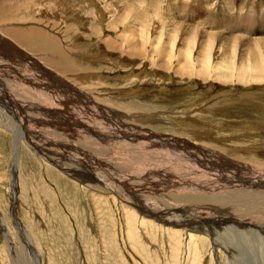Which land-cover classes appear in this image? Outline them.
Returning <instances> with one entry per match:
<instances>
[{"label": "rangeland", "instance_id": "374dc122", "mask_svg": "<svg viewBox=\"0 0 264 264\" xmlns=\"http://www.w3.org/2000/svg\"><path fill=\"white\" fill-rule=\"evenodd\" d=\"M5 1L8 3H12L13 1H15V3L24 2V0ZM72 1L55 0V2H57L55 6L52 0H36L33 2L34 5H37L36 8L32 6L30 9L24 10L23 19L26 21L24 25H33V22L30 21L33 19L34 21L39 20L40 22H44L51 21L56 17H64L65 21L70 22L67 17L70 18V15L73 14L71 11L73 10ZM140 1H142V4H140L142 10L146 9L144 10L146 12H150L151 10L154 12L157 11V16L160 15L159 17L165 19V23H159L158 20H155V23L156 26L167 24V27H161L162 30L160 31L164 33L160 37V40L163 38V42L174 44V50L176 52L172 54L175 55L181 54L180 52L184 47L185 52L187 51V47L184 44V37H186V34H182V31H180L177 38H172L173 34L168 38L167 33L171 30L180 29L186 32L192 28H194L192 30H197L196 32L199 33L196 37L198 42L192 43L188 48L189 53H187L193 58H196L198 54H200V50H204L205 46L203 44L207 41L209 42L207 37L209 35L211 37L212 33H216L217 42H219V44L222 43V46L219 47V44L217 47L214 46L215 50L213 54L216 61L213 66L218 63L220 58H228V55H230L231 58L234 57L237 60L236 65L240 66L241 61L239 63V60H242L241 57L245 54L247 47L251 49L257 39H264V25H261L260 21L257 20V24L251 27L243 20L236 21L235 19L237 16L243 19L244 16L248 17V14L255 13L254 15L256 18L261 21L264 20V0ZM91 2L90 0H84L82 6H77L75 8L73 15V19L77 22V25L79 24V27L81 25V29L77 27L79 28L78 32L81 35L84 34V36L76 35V42L79 43L78 46H86L87 53L91 55L86 56L82 49H77L74 52L76 55L61 60L63 61L61 67L75 72L76 78L79 79V82L77 81L76 83L71 81L66 82L75 85V87L83 83V85H80L81 88L79 86H77V88L83 90L86 97H88L82 96L84 100H81V103L70 104L68 106L64 102L66 97L70 95L79 96V93L71 88L66 90L65 93L63 92V94L60 92V96L58 95L55 98L57 102L49 103L52 105L47 104V102H45L46 105H41L44 109L36 104L27 106L20 103L10 104L6 101L7 107L11 108L18 118L17 126L25 130L27 140L32 147H39L33 137L36 139L38 134L45 133L37 130L36 127L38 125V127H43L46 125L47 121H50L51 127H58L59 130L64 127H79L88 129L89 131L106 132L114 135L121 141L130 138L131 141L139 144L141 141L145 142L147 140L151 143H163L164 141L174 144L181 143V141L191 143L192 146H186L184 144L175 146L171 144V149L177 153L179 157L188 159L193 168L199 171L206 170L209 174L214 175L218 179L224 176L217 171V167L214 165L213 160H222V155L218 151H211L204 147L224 151L228 153V155H234V157H238L241 161L247 162L252 166L254 165L253 167L256 166L258 169L260 167V170L264 169V83L258 82L261 81L259 80L260 78L256 76V78L253 77L252 79L251 76H249L243 79V83H239L233 81L234 77H232L231 74L222 73V77L219 76L217 77L218 79L209 77L207 79L209 81L203 77L185 79L181 78V76L178 77L172 70L159 69L156 65L151 66L148 60H131L130 57L125 54H123V57L120 50L118 52L114 49L110 50L100 41V38L107 37L106 39L117 42L118 39H114L120 37L118 35V37H116V35L113 34L114 29L112 30V26H110L109 30V24L112 21L113 14L104 13L106 8H104L105 4L101 3L102 1L91 0ZM85 3H88V6ZM156 3H158V5ZM75 4L76 3H74V5ZM85 6L88 9H86ZM11 11L18 12L15 9ZM45 16L47 17L45 18ZM37 17L38 19H36ZM100 20H102V23ZM75 21L71 22L74 23ZM96 22L100 23L98 24ZM176 22L181 24L178 25ZM45 24L48 25L47 23ZM60 24H58V26L57 23H53V26L57 28L58 32L62 33L64 26L61 24L62 26L60 27ZM136 24L139 25L138 28L140 32L144 31V29H141V22L139 23V20ZM93 25L95 28L97 27L96 33L99 30L102 31L99 37L93 32ZM91 28L92 32H89ZM166 28L167 31H164ZM248 30L249 33H247ZM144 34H146L145 31L142 35ZM88 35L90 36L88 37ZM188 38L186 37V39ZM120 39L121 42L118 41L120 46H124L128 41V39H123L122 37H120ZM232 39L240 40V51L238 49V53L235 52L236 55L232 53L233 49H229L227 46L229 40L231 41ZM199 40L203 46L200 45ZM2 41L0 42V53L5 49L1 47ZM35 45V49L42 48L39 45L37 47V44ZM14 47L16 48L15 45ZM20 48L23 49L22 47ZM16 50L17 48L15 49V53ZM22 51H26L28 58H22L23 55H21L19 51H17L16 57H13V52L6 49L5 52L10 54L4 56L0 55V58H2L0 59L1 61L12 60V58L18 60L14 63V66L11 65L10 67L8 65L10 70L8 68H0V73H5V77H0V89L3 88L1 81L8 78L10 74L15 75L13 72L20 73V68L24 63V65L27 64L29 67V69L24 68L26 71H29L28 74L35 73L39 74V76L46 75L48 66H45L43 62L41 64L42 67L33 64L32 59L35 61L37 58L27 50ZM9 56L10 59H3V57L8 58ZM12 61L8 63L13 64ZM18 62L21 64L19 65ZM4 64L7 63L5 62ZM187 64H189L188 61ZM195 64L196 62L194 65ZM35 67H39L40 69ZM191 67H193V65H191ZM47 71L51 73L54 72L52 68ZM53 74L55 75V73ZM226 74L229 75L228 78ZM89 75L97 77L93 79L89 78L90 80L81 78V76L89 77ZM230 78L231 80L233 79L230 83L223 82ZM84 80L86 81L83 82ZM40 84L45 85L44 81H40ZM90 84L94 86L89 87L88 85ZM97 88L99 90H97ZM47 89L48 87H45V91L43 92L34 91L33 89L28 91L31 92L34 97H39L41 93L47 92ZM53 89L54 92L58 90V88L54 86ZM117 92L119 93L117 94ZM137 93L139 95H137ZM243 95H248L249 99L246 98L245 100L242 97ZM92 98L94 100L97 99V102L107 106L106 115L108 114L107 117L110 120L107 125L98 123L84 125L82 120L78 117L77 110H92L91 112L97 113L95 115L96 117H99L100 113H104L96 109L92 103L88 102V99ZM26 100L28 103H32L29 99L26 98ZM210 102L211 104L209 105L208 103ZM216 102L219 104H216ZM18 107L22 111L33 114L35 117H41L38 118L40 122L31 121L28 125L25 122L26 117L20 114ZM72 107L76 110L71 109ZM53 113H60L64 116H59L60 118L56 120L49 119L47 115ZM135 113L138 115L137 118L140 117L136 122L131 117ZM32 128H35V130ZM34 132L35 134L33 135L32 133ZM59 132L53 139L50 136L42 140L38 138L42 143L45 141L44 145L46 147L50 146L54 148V146L61 147L63 145H68L64 140V135L59 136L61 139L58 137L60 134ZM12 135L13 134L8 130L0 128V264H35L37 262H39V264L264 263V232L261 231V229H258L261 234H257V232L253 231L261 222H252L250 224L247 221L244 222L243 225H239L236 222V217L238 220L242 221L241 214L232 212L228 209L220 208V211H218L219 214H217V211L207 213V209L203 210V203H205L206 199H209L206 194L197 191H189L187 187H185L186 189L184 190L183 186V188H177L174 192H169V195L166 192H164L165 194L163 193L164 196H169L168 199L170 200H167V202L171 204L170 207L164 204L162 209H154V207L147 205V202H145L148 196L142 192L137 181L132 179L133 181L130 182L126 180L127 178L125 177L126 179L124 178L122 181L123 189H121L116 182H107V178L101 180L98 176L92 174L96 169V165H94L95 159L93 158L96 157L94 155L97 151L87 152L93 155L92 158L90 157L92 155H87L84 150H67V147H63L62 151H68L65 156L58 157V152L55 153V158L54 156H50L51 159L54 158V161L57 162V159L63 160L64 157L70 155L67 159L69 161L67 165L70 167L71 163L74 161L72 171L71 168L64 169L63 171L55 166L54 163H47L48 166H45V161L36 156L33 150L32 153L24 143L20 146L19 155L16 159L13 154L15 139ZM134 147L140 148L135 143ZM80 158L82 161H80ZM84 159L86 161H84ZM61 163L62 161L59 164ZM13 164L15 165V173L13 172ZM68 170L71 171V174L67 175L66 173ZM78 173L81 175H78ZM46 175L48 176L46 177ZM85 176L90 177L87 178ZM77 177H81V179ZM224 178L227 179L226 177ZM14 186L17 194L16 199L13 198ZM136 188L137 190H135ZM182 189L183 191H181ZM204 196H207L206 199ZM101 197H106L107 199H101ZM115 199L118 200L117 204L115 203ZM158 201L159 200L156 199L154 200V202L159 203ZM119 202L131 208H127L124 212L123 209L119 208ZM185 205L189 206L186 207ZM212 205L216 206L215 204ZM193 209L195 210L192 211ZM127 211H129V213ZM146 214H154L155 217H149ZM138 215L151 219L143 220L144 222L140 223ZM156 217L158 218L156 219ZM162 218H171V221L175 224L174 228L165 225ZM158 219L162 223V226L164 225L163 227L160 226V222V224H158ZM179 219L181 220L180 222ZM143 224L145 226L144 230L149 235L139 232V228H141ZM205 227L212 233L211 236L203 235V233H205ZM236 227H240L241 231L237 233L235 231ZM147 229L149 231H147ZM226 229L229 231H226ZM5 231L9 232L10 236H8L11 240L10 245L7 244L8 237H6ZM22 231L27 234L28 239L31 241L29 244L27 243V246L24 243L25 238L23 237L24 233H22ZM184 233H191L192 235V240H189L191 243L188 246L184 242L186 240L185 237H187V235H183ZM227 233L231 234L234 240H237V237L242 233L245 238L243 236H241V238L243 237L242 239L246 242L244 245H248L249 243L248 246L253 248L250 254L251 256L245 251L246 254H244L242 250H240L238 244H233V241L231 243L220 238ZM256 236H259V238L255 239ZM212 237H216L217 243L224 244L227 250L232 252L228 253L225 250L219 251V255L217 254V256V252L213 253ZM31 244L38 261L28 253H33L31 252ZM11 245L14 246L15 251L9 249ZM221 261L222 263H220Z\"/></svg>", "mask_w": 264, "mask_h": 264}, {"label": "bare ground", "instance_id": "6f19581e", "mask_svg": "<svg viewBox=\"0 0 264 264\" xmlns=\"http://www.w3.org/2000/svg\"><path fill=\"white\" fill-rule=\"evenodd\" d=\"M34 1H36V0H24V2H16V3H15V1H13L12 3H8L5 0H0V40L1 41L4 40V41H2L1 47H4L6 50L12 51L13 55H14L13 57H16L15 55L17 54V51H19L21 53V55H23L22 58H28V55H26V51H22V50H27L30 54H32L33 56H35L37 58V59H35V61H33V59H32L33 64H36V65L42 67L41 64L43 62L45 64V66L46 65L48 66V69L46 68L47 70L52 68L54 71L53 73H55V75L57 74L56 75L57 77L60 76V78H62V80L59 79L58 82H57V80H54L55 81L54 82V81H50L48 79L50 77L45 75V74L43 76L42 75L39 76V74H35V73H29L28 74L29 71H26L24 68L29 69V67L27 66V64L24 65L25 63L24 64L22 63L24 66L22 65V67L20 68V73L13 72L15 75H13V74L9 75L6 72L9 75L8 78H5V79L2 78L3 81H1V82H2L3 88L0 89V128L8 130L10 133L13 134L12 137L15 139L14 146H13L14 147L13 154H14L15 158L16 159L18 158L20 146H22V143H24L27 145V147L31 151L33 150L35 152L36 156L40 157L43 161H45L44 162V163H46L45 166H48L47 163H50V164L54 163L55 166L59 167L63 171H64V169H68V168H71V171H72V168L74 166V163H73L74 161L71 163L70 167H68V165H67L69 163V161L67 159L69 158L70 155L68 157H64L63 160L57 159V162H56V161H54V158L56 157L55 156L56 152H58V154H59L58 157H62L68 153V151L66 152V150H65V152H64V150L62 151L63 147H67V150L68 149H70V150H72V149L84 150L87 155H92V154H88V153H90V151H94V152L97 151L94 155L96 157L93 158V155L90 156L93 159H95L94 165H96V169L94 170V172L92 174L95 176H98V178L101 180L104 178L105 179L107 178V180H108L107 182H116L118 184L119 188H121V189H123L122 181L124 180L125 177L127 178V179L126 178L125 179L129 180L130 182L133 180L137 181L140 185L139 186L140 189H142V192H144L148 196L145 199L146 201L145 200H143V201L147 202V205L154 207V209H162V207H164L163 206L164 204H166L167 206L170 207L171 204H168V202H167V200H170V199H168L169 196L166 197V195L164 196L163 193L166 192L168 194L169 192H174L177 188H183V186H184V190L186 189L185 187H187L189 191H194V192L197 191L199 193L206 194L209 197L210 200L206 199L207 196L206 197L204 196L206 201H205V203H203V205H204L203 210L207 209L208 210L207 213H209L211 211H217V214H219L218 211H220L219 210L220 208L221 209H228V210H231L232 212L241 214L242 221L238 220V218L236 217V222L239 225H243V223L247 222V221L250 224L252 222H261V224H259L256 228H254L253 231L257 232V234H258V233H260V231L258 229H261V231L264 232V169L260 170V167H259V169L256 166L253 167L254 165L252 166L247 162H243L240 159H238V157L236 158V157H234V155L233 156L228 155V153H225L224 151L216 150L214 148L204 147L205 149H208L211 151H218L222 155V160L214 159L213 163H214V165H216L217 171L222 176L226 177L227 179H225L224 177L221 179H218L214 175L209 174L206 170L205 171H199V170L193 168L188 159H184L182 157H179V155L171 149V144L175 145V146L180 145V144H184L186 146H192L191 143H187L184 141H181V143H178V144H174V143L165 142V141L163 143H151L147 140L148 143H147V141H145V142L141 141L139 144L137 142L131 141L130 138L127 140L121 141L120 139H118L117 137H115L112 134H108L106 132H99V131H97V132L96 131H89L88 129L79 128V127L78 128L64 127V128H60V130H59L58 127H51V122L47 121L46 125H44L43 127H38L39 125L36 127L37 130L45 132L42 134H38V137L41 140L47 139L48 136L52 137V139H53L57 136L58 132L60 131L59 132L60 134L58 135V137L64 135V140L68 145H63L61 147L56 146L57 148L54 145H53L54 148H52L50 146L46 147L44 145L45 141L42 143V141H40V139L38 137L36 139H35V137H33V138L36 141V143L39 145V147H32L30 145L29 141L27 140V135L25 134V130L23 128H21L20 126H17L18 118L14 114L13 110L11 108L7 107L6 101L9 102L10 104L20 103V104L27 105V106L36 104V105H40L41 108H43L41 105H46L45 102H47V104L52 103V102L53 103L57 102L56 101L57 99H55L56 96H58L60 92H62V94L64 92V89L62 87L65 85L75 87V85H72L68 82L71 81L73 83H76L79 80L78 78H76L75 72L71 71L70 69L66 70V69L61 67V64L63 62L61 60L65 59V58H70V56H72V55H76V53H74V52L77 49H82L83 52L86 54V56L91 55V54L87 53L86 46L85 47L78 46L79 43L76 42V35H81L78 32V29L81 27V25L79 27L78 26L79 24L77 25V22L73 19L75 8L77 6H82L84 0H73V1L69 0L70 2L72 1V4H73V10H71L73 12V14L70 15V18L67 17V19L70 22L65 21L64 17H59L60 19L56 17L55 19H53L51 21L49 20V21H44V22L43 21L40 22L39 20L34 21V19H33V20H30L33 22V25H29V26L24 25V23L26 22L23 19L24 10L26 11V10L30 9L32 6H34L36 8L37 5L33 4ZM52 1H53L54 5L56 6L57 2H55V0H52ZM100 1H102L101 2L102 4L103 3L105 4L104 8H106V11L104 13L107 12L108 14L109 13L113 14L112 15L113 16L112 21L109 24V30H110V26H112V30L114 29L113 34L116 35V37L120 36L123 39H128V41L126 42V44L124 46H120L118 43V41L121 42L120 37L114 39V40L118 39L117 42H115L113 40L110 41L109 39H106L107 38L106 36H104L106 38H100L101 39L100 41H102L104 46L108 47L110 50L114 49L116 52H118L120 50V53L122 55L125 54L126 56L130 57L131 60L132 59H136L137 61L148 60L149 64H151V66L156 65L159 69L172 70L173 72H175L178 75V77L181 76V78H185V79H190V78L194 79V77H195V79L203 77L206 80L209 77H215L216 79H218L217 77H219V76L222 77V73H229V74H231L232 77H234L233 78L234 80L233 79L232 80L237 81L239 83H243L244 82L243 79H245L246 77H249V76H251L252 79H253V77L256 78V76H257L258 78H260L259 80H261L258 82L264 83V39H257L255 44L252 45L251 49H249L247 47V49L245 50V54L242 56L244 58L241 57L242 60H239V63L241 61L240 66L236 65L237 60L234 57L231 58L230 55H228V58H225V57L220 58V60H218V63L215 66H213L215 61H216L214 54H213V51L215 50L214 46L217 47L219 44V42H217L216 33H212L211 37H210V35L208 37L206 35V37L209 39V42L208 41L205 42L203 44L205 46V48L203 47L204 50H200L199 51L200 54H198V56L196 58H193L190 55H188L187 53H189V49H188L189 46H191L192 43L193 44L196 43V41L198 40L196 38L199 34L196 32L197 30L196 31L192 30L194 28L187 30L188 32H186L184 30H180V29L179 30H171L170 31L171 34H170V32L167 33L168 38H170L172 34H173L172 38H177L180 31H182V34H186L187 38L190 37L188 39H186V37H184L185 41L183 40L185 42L184 43L185 46L187 47V51L185 52V47H184L182 49V51L180 52L181 54L175 55V54H172L173 52H176L174 50V48H175L174 44H172V43L170 44V42L169 43L163 42V38L160 40V37L164 33V32L162 33L160 31V30H162L161 27L162 26L167 27V24L156 26L155 20H158L159 23L160 22L165 23V19L163 17H159L160 15L157 16V11L154 12L153 10H151L150 12L149 11L146 12V11H144L146 9L142 10V8L140 7V4H142V1H140V0H100ZM90 2H91V0H90ZM92 2H94V1H92ZM74 3H76V4L74 5ZM64 4H65V2H64ZM156 4L158 5V3H156ZM180 5H182V4H180ZM48 6H49V4H48ZM96 6H93V7L97 8ZM35 8H34V10H35ZM85 8H86V6H85ZM14 9L17 10L18 12H16V11L12 12L11 11ZM86 9H88V8H86ZM40 10H42V9H40ZM82 10H84V9H82ZM247 11H249V10H247ZM254 14L255 13H250V14H248V17L244 16L243 19H240L241 17L237 16V17H235V19H236V21L243 20L244 22L249 24L251 27L253 25L257 24V20L260 21L261 25H264V20H262V21L259 20L258 18L255 17ZM87 15H88V13H87ZM46 17L47 16H45V18ZM94 18H95V16H94ZM36 19H38V17ZM159 19H160V21H159ZM28 20H29V18H28ZM102 20H100V22ZM138 20H139V23L141 22V25H140L142 27L141 29L142 30L144 29V31L146 33L144 35H142V33L144 31L140 32V30L138 28L139 25L136 24V23H138ZM233 20H234V18H233ZM71 21H75V22L73 23ZM45 23H47L48 25H46ZM53 23H57V25L60 23L63 24V26H64V29H62L63 32L62 33L58 32L57 28L55 26H53ZM96 23H98V22H96ZM12 24H14V25H12ZM18 24H21V25H18ZM61 24H60V27L62 26ZM105 24H106V22H105ZM177 24L180 25L181 23L178 22ZM42 26L45 28H43ZM77 27H79V28H77ZM103 27H102V29H103ZM92 28H93V32L95 33L96 36L99 37V35L102 34L101 30H99L97 32L98 34L96 33L97 27L95 28V26H94ZM92 28L90 29L89 32H92ZM215 29H217V28H215ZM164 31H167V28ZM80 32H81V30H80ZM108 32H110V31H108ZM114 32H116L117 34ZM247 33H249V30L247 31ZM90 35H91V33H90ZM90 35H88V37ZM81 36H84V34ZM194 39H196V40H194ZM239 41H240L239 39H232L231 41L229 40V42L227 44L229 49H233V52H232L233 54H235V52L238 53V49L241 46ZM201 42H203V41H201ZM199 43H200V40H199ZM35 44H37V47L39 45L42 48L35 49L34 48L36 46ZM14 45L17 48L16 53H15L16 48L14 47ZM200 45H202V43H200ZM220 46H222V43L219 44V47ZM20 47H22L23 49H21ZM5 49L2 50L3 52L0 53V55L10 54V53H7L8 51L5 52ZM229 49H226V50H229ZM239 51H240V49H239ZM0 52H1V50H0ZM29 53H27V54H29ZM230 53H228V54H230ZM92 54H94V53H92ZM123 57H124V55H123ZM0 59H2V58H0ZM99 59H100V57H99ZM12 60H6V61L0 60V66H4L5 64H3V63H5V62L7 63V66L8 65L10 67H11V65L14 66L15 65L14 63L17 62L18 60H14L13 58H12ZM9 61H12L13 64H9L8 63ZM187 61L189 64H187ZM25 62H27V61H25ZM195 62H196V64L194 65ZM20 64L21 63H19V65ZM44 64H43V66H44ZM191 65H193V67H191ZM64 66H65V64H64ZM35 68L40 69L39 67H35ZM32 69H34V68H32ZM174 69H176V70H174ZM96 72H97V70H96ZM7 74H6V76H7ZM4 75H5V73H3V74L0 73V77H5ZM55 75H53V78L56 79L57 77ZM94 77H97V76H94V75H89V77L81 76V78L86 79V80L93 79ZM226 77L228 78L229 75L226 74ZM231 78L228 80H224V81L222 80V81L230 83L232 81ZM86 80H84L83 82H85ZM40 81H44L45 85L40 84ZM66 81H68V82H66ZM207 81H209V80H207ZM80 85H83V83ZM80 85H77V86H79L81 88ZM53 86L58 88L57 92H54ZM77 86H76V88H77ZM88 86L91 87L94 85L90 84ZM45 87H48V89H47L48 91L44 92L43 94L41 93V95L39 97H34L31 94V92L28 91V90L33 89L34 91L43 92V91H45ZM97 90H99V89L97 88ZM82 91H80V92L82 93ZM80 92H79V96L78 95H70V96L66 97L64 102L68 106L70 104L81 103L83 101V98L80 95ZM130 92H131V90H130ZM70 93H71V91H70ZM118 93L119 92H117V94ZM122 93H124V92H122ZM126 94H127V92H126ZM137 95H139V94L137 93ZM119 97H120V95H119ZM125 97H126V95H125ZM242 97L245 100H246V98L249 99L248 95H243ZM26 98L29 99L34 104L28 103ZM208 104L210 105L211 102ZM216 104H219V103L216 102ZM49 105H52V104H49ZM74 107H72L71 109L76 110ZM77 108H78V106H77ZM18 109L20 110V114H23L26 117L25 122L28 125L30 124L31 121L37 122V123L40 122L38 120V118H41V117H35L33 114H31L29 112L22 111L19 107H18ZM91 111L92 110L89 111V109L79 110V111L77 110V113H78L77 115L82 120L84 125L85 124L92 125L95 123L107 125L108 121H110L106 114H104V113L101 114L99 112L100 116L96 117L95 115L97 113H93ZM61 113H64V112H61ZM59 116H64V115L60 114V113H53V114L47 115V117L49 119H52V120H56L57 118L59 119L60 118ZM137 116L138 115L136 113L131 116L135 122H136V120H139V118H140V117L137 118ZM41 122H43V121H41ZM32 129L35 130V128H32ZM32 134L34 135L35 132ZM105 137H107V138H105ZM134 143L137 146H139L140 148H135ZM33 151H32V153H33ZM50 156H54V158L51 159ZM240 157L243 158L242 156H240ZM84 158H86V157H84ZM61 161H62V163L59 164ZM80 161H82V159ZM84 161H86V160L84 159ZM99 165H100V167H99ZM14 166L15 165L13 164V172H14ZM74 168H76V167H74ZM69 170L66 173L67 175L71 174L70 173L71 171H69ZM15 171L17 172L16 168H15ZM73 171H74V169H73ZM77 172H78V169H77ZM72 174H73V172H72ZM79 174L80 173H78V175ZM47 176L48 175H46V177ZM81 177H77V178L81 179ZM85 177L89 178L90 176H85ZM78 179H76V180H78ZM76 182L80 183L78 181H76ZM13 190H14L13 198L16 199L17 194L15 191V186H14ZM135 190H137V188ZM181 191H183V189ZM96 197H97V195H96ZM103 198H106V197H101V199H103ZM155 199L159 200L158 201L159 203L154 202ZM103 203H105V202H103ZM115 203L116 204L118 203L117 199H115ZM212 204H215L216 206H213ZM187 206H189V205H187ZM119 208L123 209V211L125 212L127 208H131V207L119 202ZM193 208H194V205H193ZM194 210L195 209H193L192 211H194ZM127 212L129 213V211H127ZM197 213H199V212H197ZM131 214H134V213H131ZM228 215H230V214H228ZM147 216L153 217L154 215L153 216L147 215ZM138 218H140V223L144 222L145 220L151 219V218H147L145 216H140V215H138ZM157 218L158 217H156V219ZM164 219H166V220H164ZM171 220H172L171 218L170 219L162 218V221L165 225H167L170 228L171 227L174 228L175 224H173V221H171ZM180 221L181 220L179 219V222ZM233 221H234V219H233ZM157 222H158V224L161 223L159 221V219L157 220ZM174 222H176V221H174ZM239 225H237V226H239ZM141 226L142 227L139 228V232L141 234H145L146 231L144 230V227H145L144 224ZM160 226H162V223L160 224ZM17 229H18V227H17ZM248 229H250V228H248ZM161 230H162V228H161ZM135 231H137V230H135ZM147 231H149V230L147 229ZM204 231H205V233H203V235L211 236L212 233L208 229H206V227L204 228ZM221 231H224V230H221ZM226 231H229V230L226 229ZM235 231L237 233L239 231H241L240 227H236ZM22 233H24V232L22 231ZM174 233H176V232H174ZM5 234H6V237H8V243L7 244L10 245L11 240L9 238V236H10L9 232L5 231ZM147 235H149V234H147ZM179 235H180V233H179ZM183 235H187V237H185L186 240L184 242L188 246L191 243V242H189V240L191 239L192 235H191V233L190 234L184 233ZM241 236H243L242 233L239 237H237V240H234V239H232L231 234L227 233V234H224L220 238H222L225 241H229L231 243L233 241V244L234 245L238 244L240 250H242V252L244 254L248 253V255H250L252 253L251 251L253 250V248L248 246L249 243H248V245L247 244L244 245L246 242L244 241V239H242L244 236L242 238H241ZM23 237L25 238L24 243L27 246V243L29 244L31 241H30V239H28V236L26 233L23 234ZM258 238H259V236H256L255 239H258ZM211 239L213 242V253L217 252L216 255L218 254L219 251H223V250H225L228 253L232 252L230 250H227V247L224 246V244L217 243L216 237H212ZM262 241H263V239H262ZM257 244H259V243H257ZM26 246H24V247H26ZM31 247H32V244H31ZM9 249L11 251L12 250L15 251V248L12 245L10 246ZM33 251H34V249L32 247L31 252H33ZM253 252H255V251H253ZM28 253H29V255H31L35 259H37L34 252L33 253L28 252ZM248 255H247V257H248ZM37 261H38V259H37ZM220 263H222V261ZM35 264H39V262H37Z\"/></svg>", "mask_w": 264, "mask_h": 264}, {"label": "water", "instance_id": "95a60500", "mask_svg": "<svg viewBox=\"0 0 264 264\" xmlns=\"http://www.w3.org/2000/svg\"><path fill=\"white\" fill-rule=\"evenodd\" d=\"M14 208V207H13Z\"/></svg>", "mask_w": 264, "mask_h": 264}]
</instances>
